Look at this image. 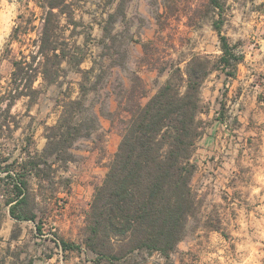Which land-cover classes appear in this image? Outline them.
I'll return each mask as SVG.
<instances>
[{
	"label": "rangeland",
	"instance_id": "1",
	"mask_svg": "<svg viewBox=\"0 0 264 264\" xmlns=\"http://www.w3.org/2000/svg\"><path fill=\"white\" fill-rule=\"evenodd\" d=\"M221 1L222 8L215 9L208 0H67L66 13L58 16L57 33L68 42V51L84 56L81 68H89L98 57L102 37L113 38L111 50H126L127 67L137 66L149 95L167 76L158 75V68L171 63L183 68L192 54L211 59L221 54L216 21L220 34L241 56L234 76L215 69L201 87L203 134L193 153V186L202 203L198 225L189 224L186 237L167 259L141 252L133 259L108 262L85 249L76 260H48L60 239L84 246L94 186L103 179L120 139L119 124L101 118L103 149L85 151L82 148L88 144L90 149L91 143L79 142L76 160L60 169L70 178L69 193L54 195L47 182L30 179L35 222L12 220L0 183V264L5 256L12 264H264V0ZM41 4L42 0H0V157L24 152L26 138L31 140L30 150H41L44 124H52L58 114V93L60 98L77 94L81 74L63 62L57 82L46 85L40 77L34 81L39 90L36 102L29 104L28 97L21 96L7 108L10 96L22 88L16 90L11 82L13 61L30 62L38 49L47 11ZM18 23V37L10 40ZM35 57L34 65L40 60ZM112 72L128 84L124 67L115 66ZM103 90H111V85ZM109 105L116 106L113 94ZM209 136L212 140L205 143Z\"/></svg>",
	"mask_w": 264,
	"mask_h": 264
},
{
	"label": "trees",
	"instance_id": "2",
	"mask_svg": "<svg viewBox=\"0 0 264 264\" xmlns=\"http://www.w3.org/2000/svg\"><path fill=\"white\" fill-rule=\"evenodd\" d=\"M208 3L215 9L222 8L221 0ZM41 7L47 11L35 55L40 60L35 65V56L30 62L13 61L11 82L16 90L20 85L22 88L10 96L7 108L21 96L28 97L29 104L36 102L39 90L33 87L34 81L40 77L46 85L57 82L63 62L74 67L81 78L76 96L69 92L60 98L61 91L58 93L54 104L58 114L52 124H44L41 150H30L31 140L26 138L24 152L0 157L3 205L12 218L35 222L37 208L30 179L47 182L54 195L69 193L70 178L60 169L76 160L79 142L91 143L90 149L88 144L82 148L85 151L103 149L101 118H107L119 124L120 139L103 179L94 186L85 220L84 247L98 260L108 262L133 259L141 252L167 259L186 237L189 224L194 221L195 228L199 223L202 203L193 186L197 165L192 156L203 134L202 84L215 69L234 76L241 56L220 34L216 21L221 54L215 59L192 54L183 68L172 63L158 68V75L167 72V76L149 95L137 66L127 67L126 50H111L113 38L108 37V42L107 36L102 37L98 57L89 68H81L84 56L68 51V42L57 33L58 16L66 13L67 0H42ZM20 30L18 23L10 40L17 39ZM142 47L147 52V43ZM115 66L127 70L128 84L113 76ZM108 85L111 90L103 92ZM112 94L116 101L113 110L109 105ZM40 228L36 224L38 231ZM58 242L62 250L77 247L62 239Z\"/></svg>",
	"mask_w": 264,
	"mask_h": 264
},
{
	"label": "crops",
	"instance_id": "3",
	"mask_svg": "<svg viewBox=\"0 0 264 264\" xmlns=\"http://www.w3.org/2000/svg\"><path fill=\"white\" fill-rule=\"evenodd\" d=\"M208 115H210V114H208ZM211 140H212V137L209 136V137H206V139L204 141H205V143H209ZM192 158H193V156H192ZM194 178H195V176H194ZM193 182H194V179H193ZM12 220L15 222L18 221L14 218H12ZM26 221H29V220H26ZM68 244H71V245H74L77 247L72 248V249L68 248V249L62 250L59 246H56L54 248V250H56L57 252H55L52 256L48 257V260H50V261H52V260H76L77 258H81L83 256L84 250L86 249V248H84V246H82L81 244H77V243L76 244L68 243ZM92 255L95 257V255L93 253H92ZM11 261L12 260H6V256H5L3 263L4 264H12Z\"/></svg>",
	"mask_w": 264,
	"mask_h": 264
},
{
	"label": "built area",
	"instance_id": "4",
	"mask_svg": "<svg viewBox=\"0 0 264 264\" xmlns=\"http://www.w3.org/2000/svg\"><path fill=\"white\" fill-rule=\"evenodd\" d=\"M58 244H59V242H58ZM58 244L56 245V246H58ZM60 247V246H59ZM61 248V247H60Z\"/></svg>",
	"mask_w": 264,
	"mask_h": 264
}]
</instances>
